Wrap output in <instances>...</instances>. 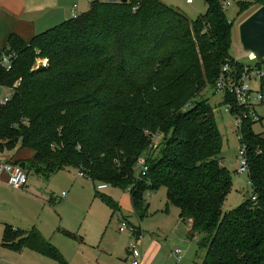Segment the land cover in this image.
I'll list each match as a JSON object with an SVG mask.
<instances>
[{
    "label": "trees",
    "instance_id": "trees-1",
    "mask_svg": "<svg viewBox=\"0 0 264 264\" xmlns=\"http://www.w3.org/2000/svg\"><path fill=\"white\" fill-rule=\"evenodd\" d=\"M224 1L203 0L206 12L189 19L160 0H96L29 40L11 34L0 50V86L11 93L0 104V152L32 149L25 171L43 178L75 168L126 189L139 218L149 208L145 193L163 188L164 212L175 206L188 233L201 237L200 264H264V137L241 124L252 194L225 211L232 176L218 157L222 136L204 95L224 61L242 67L230 56L234 21ZM239 5L241 23L264 0ZM141 157L148 170L135 177ZM3 240L67 264L35 228H7Z\"/></svg>",
    "mask_w": 264,
    "mask_h": 264
},
{
    "label": "rangeland",
    "instance_id": "rangeland-1",
    "mask_svg": "<svg viewBox=\"0 0 264 264\" xmlns=\"http://www.w3.org/2000/svg\"><path fill=\"white\" fill-rule=\"evenodd\" d=\"M160 1L178 7L189 19L206 12L203 0H193L191 6H187L184 0ZM227 1L230 5L225 14L234 21L230 56L235 61L248 62V52L243 49L239 36V20L243 16L239 3L252 0ZM6 95L10 96V91L0 89V102ZM204 95L213 108L222 136L223 146L218 157L232 176L231 190L224 206L228 211L250 197L252 188L248 174L237 173L240 167L237 155L241 148L239 130L235 128L232 116L224 110V96L211 88L205 90ZM252 127L255 134L264 135V125L261 127L256 122ZM17 150L16 153L22 157L33 155V150L28 147ZM2 159L0 157V161ZM77 172L75 168L65 169L43 178L31 171L26 178L28 186L24 188H12L0 179V264H11L5 255L8 249L3 242L7 228L12 232L35 228L40 233L38 227L47 236H53L52 245L61 240L66 243H57L62 250L57 251L67 264H130L132 255L127 249L136 238L128 232L118 231L124 217L141 230L143 241L137 247L140 264H200L203 253L198 249V240L201 237L188 233V225L179 221V210L175 206L170 207L169 213L164 212L166 191L163 188L145 193L149 208L139 218L133 214L126 189L108 186L104 191H98V182L79 177ZM139 173L138 165L134 176ZM62 191L68 194V198L58 201ZM50 198L56 200L54 205L47 203ZM58 228L68 230L75 239L57 232ZM175 250L180 252V260L172 255Z\"/></svg>",
    "mask_w": 264,
    "mask_h": 264
},
{
    "label": "built area",
    "instance_id": "built-area-1",
    "mask_svg": "<svg viewBox=\"0 0 264 264\" xmlns=\"http://www.w3.org/2000/svg\"><path fill=\"white\" fill-rule=\"evenodd\" d=\"M96 0H88V3ZM109 1V0H108ZM186 5H191L193 0H184ZM230 3L224 1L222 6L224 9L228 8ZM76 5H73V16L78 15L75 10ZM2 65L5 68L10 66V55L2 54ZM248 62L235 61V63H241V69L239 71L229 61H224L220 66V72L214 80L213 90L215 93L222 94L223 96L230 97L231 101L225 103L224 110L229 113L234 122L235 128L240 131L243 121L248 120L252 124H256L259 121H264V63L260 62L251 53H247ZM9 96H5L0 104H4L8 100ZM146 157L138 159L140 166L139 175H144L148 170ZM237 158L239 159L240 167L237 173L248 174L247 158H245V146L241 144V148L238 152ZM6 176V183L10 187L22 188L25 186L27 180L26 171L20 167L17 163H11L9 161H0V176ZM78 176L84 177L82 172H78ZM107 185L99 184L96 186V190L105 189ZM66 194L62 192L61 197ZM118 231L128 232L132 235L137 233V229L132 224L122 220L120 222ZM135 241L130 244L127 251L132 255V261L130 264H140L139 253L137 247L142 241V235L138 234L134 236ZM177 259L180 258V252L178 250L173 251Z\"/></svg>",
    "mask_w": 264,
    "mask_h": 264
},
{
    "label": "crops",
    "instance_id": "crops-1",
    "mask_svg": "<svg viewBox=\"0 0 264 264\" xmlns=\"http://www.w3.org/2000/svg\"><path fill=\"white\" fill-rule=\"evenodd\" d=\"M74 4L76 5L75 10H77L78 14L84 13L89 7L88 0H0V50L1 51L5 50V48L7 47V40L11 34H15L19 36L22 40H29L30 38L39 34L40 32L50 29L54 27V25H57L63 21L70 19L73 16L72 8ZM187 6H191V5H187ZM0 89L4 90L5 92L9 91L8 89L1 87V86H0ZM263 125H264V122L261 127H263ZM16 151H19V150L15 149V150H12V152L5 150L3 152H0V157L3 158L2 159L3 161H10V162L12 161L13 162H17V161L28 162L33 157V155L28 156V158L22 157L21 155L16 153ZM30 172L31 171H28V173ZM28 173L26 172L27 176H28ZM0 179L5 181L6 176L1 175ZM28 183L29 182L27 180L24 187H27ZM107 187H105V189ZM105 189H102L99 191H104ZM62 192H61V195H62ZM64 194H66L64 197H61V195H59L57 197V200L58 201L63 200V199L67 200L68 194L65 192ZM55 202L56 200H53L52 198H50L47 201V203L50 205L52 204L54 205ZM122 215L128 216V214L126 215L123 213ZM124 218L126 220L129 219L128 217H124ZM179 221L187 224L186 221L181 220L180 218H179ZM38 229L41 231L40 233L38 232L40 236L44 240L47 239L51 242V238L53 236H47L46 234L42 232V230L39 227ZM62 229L63 228H58L57 232H61L60 230ZM188 231H189V226H188ZM57 243H60L62 245H65L66 243L63 242V240L53 243L54 247L58 248L57 249L58 251L59 250L62 251L58 247ZM141 243H139L138 247H140ZM7 249L8 251L6 252L7 254L5 255L10 258L9 262H11V264H54V263L59 264L57 261L50 259L49 257L42 256L33 250L22 248L20 250L13 251L9 248ZM172 255L175 257L174 252ZM177 260H180V258Z\"/></svg>",
    "mask_w": 264,
    "mask_h": 264
},
{
    "label": "water",
    "instance_id": "water-1",
    "mask_svg": "<svg viewBox=\"0 0 264 264\" xmlns=\"http://www.w3.org/2000/svg\"><path fill=\"white\" fill-rule=\"evenodd\" d=\"M239 36L245 51L251 53L257 60L264 57V7L255 10L239 24ZM18 165L26 171L29 168V165L22 161Z\"/></svg>",
    "mask_w": 264,
    "mask_h": 264
}]
</instances>
